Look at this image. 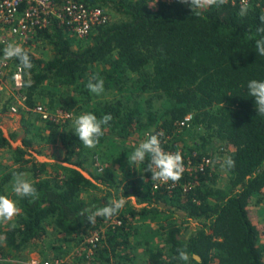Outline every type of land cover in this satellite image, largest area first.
<instances>
[{
  "label": "trees",
  "instance_id": "trees-1",
  "mask_svg": "<svg viewBox=\"0 0 264 264\" xmlns=\"http://www.w3.org/2000/svg\"><path fill=\"white\" fill-rule=\"evenodd\" d=\"M81 1L106 11L107 7L111 8L124 18L97 26L93 40L81 46L74 45L67 24L51 19L38 36L51 46L52 57L43 59L26 50L32 64L31 68L22 66L28 94H35L47 80L77 91L83 99L82 105L77 100L73 102L77 110L85 106L98 118L105 114L113 117L103 126L105 134L107 126L128 130L140 111H131L121 100L116 102L121 109L93 106L87 83L98 75L105 85L117 84L125 90L127 80H132V86L141 94L151 91L152 95L165 97L170 102L160 127L176 133L175 122L193 113V124L214 133L235 161V167L229 169L226 187L216 185V172H207L200 174L199 183L189 192H183L181 186H174L168 192L164 186L153 188L146 159L143 166L149 179L142 187L136 181H129L124 185L123 194L137 196L140 202L156 206L148 209L125 205L119 212L123 224L105 233L99 258L123 254L124 260L130 259L132 236L140 233V224L151 217H162L165 224L159 230L166 233L168 252L146 245L148 264H264L260 243L264 230L255 222L257 211L254 209L260 195H264V116L256 112L254 98L249 96L247 87L253 79L264 81V56H259L255 47L256 39L264 35L257 31L264 26L260 20L264 15V0H250L249 12L244 17L239 15V0L208 7L199 15H194L190 6L180 0ZM154 116L150 114L148 121ZM52 122H48L49 126L58 128ZM125 134L128 138L129 133ZM59 139L66 149L64 161L70 166L40 161L27 156L24 147H15L19 166L6 180L15 172H33L37 196L18 197L21 212L16 224L0 229L3 252L20 251L44 241L51 224L71 239L76 235L80 239L107 221L97 217L94 223L87 222L89 213L85 209L92 205L102 207L109 201H89L82 194L86 189L97 188V183L109 181L111 187L115 178L110 173L106 177L94 175L95 183L83 174L80 168L86 159H82L85 146L74 129L63 130ZM205 144L207 141L203 140L195 147L202 148ZM6 145H11L10 141L0 128V147ZM178 147L174 141L172 148ZM205 178L213 184L204 182ZM175 210H182L186 218L201 223L188 238L182 234L184 222L173 218ZM181 248L194 254L190 261L179 260Z\"/></svg>",
  "mask_w": 264,
  "mask_h": 264
},
{
  "label": "rangeland",
  "instance_id": "rangeland-1",
  "mask_svg": "<svg viewBox=\"0 0 264 264\" xmlns=\"http://www.w3.org/2000/svg\"><path fill=\"white\" fill-rule=\"evenodd\" d=\"M107 9L110 23L123 20V15L111 8L107 7ZM94 34L95 30L84 38H79L72 33H70V37L74 45L81 46L91 42ZM32 50V52L36 53L37 57L43 59H49L53 55L51 46L47 42H44V40L36 42L34 46L32 45ZM114 57H116L115 54ZM96 69L101 70L98 67ZM4 81L9 88L4 87L0 90V128L3 130L4 135L10 141L11 145L0 147V194L9 196V193L6 194L5 192L6 176L9 175L14 166L15 168L19 166L14 151L15 147H24L27 156L36 157V159L40 161L70 166L72 164L64 161L66 149L60 142V134L65 129L72 128L75 130L73 121L79 115L91 111L86 110L85 106L77 110V105L72 104L77 100V103L82 105L81 102L83 99H81V95L77 91H72L63 85L55 83L53 80L45 81L32 96L28 94L27 90L25 91V93L28 94L27 105L29 107V109H26L19 105L20 100L18 98H13L15 93L11 89L10 79L7 77ZM127 84V89L123 90V87L119 88L117 84L109 85L108 82L109 86L105 85L104 92L99 96L89 91L91 95L90 103L93 106L98 105L100 107H105L109 105L114 108L120 107L121 109V105H116L117 100H121L123 104L126 103L128 105L131 111L139 110L140 112H137L135 120L129 124L128 130L122 131L118 127L111 128L107 126V129H105L106 133L102 136L103 141L95 148H86L89 149L90 152H93L91 156L86 155L88 157L89 167L93 169L97 176L106 177L107 173H110V175L115 178V186L113 185L114 187H110L111 189H107V187H109V181L108 184L102 183L105 188H97L99 189L98 194L101 197L108 199V201L113 198L125 197L127 199L126 205L131 204L136 208L144 206L148 207V209H152L156 206L155 204L140 202L137 196L129 198L123 194L124 185L129 181H136V184L142 187L144 182L149 179L148 176L145 175L144 164L138 166L134 165L132 167L128 163V155H130L135 147L144 141L148 135L151 133H164V135H160L161 137L159 138L161 143H165L166 146L167 144L171 145L167 146L168 149L172 148L175 141V144L179 145V147L188 150L193 147V150H196L200 154L210 153L213 157L221 161H223V158L229 156V149L223 146L224 151H220L222 148L220 139L216 138L214 133H209L210 130H206L200 125H194L193 121L187 127L177 128L178 132L176 133L166 131L164 127H160V125H162L164 120V111L170 107V102L165 97L156 94L152 95L151 91L141 94L132 86V80H127ZM121 89L122 91H120ZM129 94L133 95V97L129 96ZM37 104L44 105L54 114L63 111L72 113L73 116L67 119H62L61 117L60 121H54L55 124L59 125L58 128L56 126L51 127L48 122L52 121L43 120L41 116L34 111V107ZM138 104L140 107L137 106ZM12 105L18 106L19 110L13 112L11 110ZM69 107H71V110L68 109ZM120 113H122V111ZM150 114H155V116L151 118V121H148ZM158 127L161 129L156 131ZM125 133H129L128 138L123 136L126 135ZM203 140L207 141L205 147H194L196 143ZM25 141H27L28 144H25ZM123 149H127V153L124 156ZM87 157L85 160H87ZM75 159L77 158H74V160ZM213 170L218 174L216 185L226 187L230 178L229 169L221 168L217 170V167H215ZM49 173L51 174L53 172L50 171ZM187 177L188 174L183 173L182 178L178 182H170L176 187L183 186L182 188H184L186 185L185 179ZM149 181L154 186L155 181ZM204 182L213 184L211 180H207V178L204 179ZM165 184L169 185L168 182ZM260 196L257 203L254 205L257 214L260 208L259 205L264 202V195ZM175 211L176 215L173 216V218L184 222L182 224V234L188 238L200 227L201 223L199 220L186 218V213L182 210ZM117 215L120 216L119 213ZM17 217L18 216L14 217L12 221L0 223V229L16 224ZM161 218L162 217L158 219L156 217H151L148 221H143L140 224V233L132 236L130 245L131 256L128 260L123 259V254L114 255L109 259L104 257L99 258L100 251L104 247L105 241L99 245L96 251L91 253L84 239H79V235H76L75 239H71V237L66 234L67 236H64L65 238L62 237L60 239L57 233L50 231L47 238H45L40 245L30 244L19 252L4 251V256L8 259L4 264H31L30 262L34 258L49 260L57 264H148L146 245L159 248L163 252H168L169 245L166 242V233L159 230L160 226L165 224ZM156 230L160 233H154ZM50 233L53 238H55L51 240V242L57 244V246L53 244L50 245L48 244L49 242L45 243ZM61 253L63 255L59 256Z\"/></svg>",
  "mask_w": 264,
  "mask_h": 264
},
{
  "label": "built area",
  "instance_id": "built-area-1",
  "mask_svg": "<svg viewBox=\"0 0 264 264\" xmlns=\"http://www.w3.org/2000/svg\"><path fill=\"white\" fill-rule=\"evenodd\" d=\"M229 1V0H228ZM235 3V0H231ZM250 1V0H249ZM240 2V0H239ZM109 14L105 8L97 5L86 4L81 0H0V90L4 87L9 88L5 84V78L10 79L11 89L14 91V99L18 98L19 105L29 109L28 94L25 93L26 78L22 65L17 63L14 59H3V49L8 43H17L25 50L33 51L32 45L36 42H41L38 33L45 29L51 19H58L62 23L68 25L70 31L79 38L89 36L97 26L109 22ZM34 53V52H33ZM36 55V53H34ZM11 110L16 112L19 107L12 105ZM41 118L45 121H60L62 119L71 118L72 113L60 111L54 114L49 111L44 105L37 104L34 107ZM193 121V113H188L183 119L175 122L177 128H184L189 126ZM157 134V133H151ZM164 135V133H162ZM172 136L171 134H168ZM161 137V136H160ZM161 146L167 152H181L184 158V173L188 174L185 179V186L183 192H189L192 187L198 183L200 174L215 172L213 169H221V160L213 157L210 153L200 154L193 147L190 152H185L186 149L182 147L169 148L165 145ZM195 147V146H194ZM220 151H224L221 145ZM197 148V147H195ZM154 189L165 187L171 192L173 185L170 181L169 185L159 181L154 182ZM183 187V186H182ZM123 224L120 216L115 215L112 218H107L105 225L101 228L93 229L89 233L83 235L89 251L93 253L96 251L105 240V233L111 229H116ZM4 252L0 242V264H4L8 260L4 256ZM31 264H57L49 260H39L34 258Z\"/></svg>",
  "mask_w": 264,
  "mask_h": 264
},
{
  "label": "clouds",
  "instance_id": "clouds-1",
  "mask_svg": "<svg viewBox=\"0 0 264 264\" xmlns=\"http://www.w3.org/2000/svg\"><path fill=\"white\" fill-rule=\"evenodd\" d=\"M181 3L188 4L194 13L199 15L201 10L211 6H222L228 3V0H180ZM250 9L249 0H240L239 15L244 17ZM262 25H264V15L260 16ZM264 34V26L257 29ZM256 52L259 56H264V35H261L255 41ZM3 59H17L25 68H31V59L29 53L17 43H8L3 49ZM105 82L98 75L93 76L87 83V89L99 96L104 92ZM249 96L254 98L255 110L258 115L264 116V81L251 80L248 82ZM113 117L111 114H105L98 118L94 113L88 112L79 115L74 121L75 134L80 142L87 148H95L100 143V138L104 135L103 126L107 125ZM160 135L162 133L150 134L128 155L130 166L143 164L148 161L147 172H151L152 181L167 183L169 181L178 182L185 171L184 158L181 152H167L161 146ZM235 167V161L230 157L223 158L221 168L231 169ZM27 174L23 172L13 173L12 191L16 197H36L37 189L34 184L28 180ZM129 198L133 196H128ZM125 197L113 198L105 206L91 207L84 211L89 213L87 222L94 223L97 217L112 218L117 215L126 205ZM21 212L18 206V200L10 198L8 195L0 194V223L9 222L18 216ZM83 214V213H82ZM186 248L178 249V258L183 262L190 261L191 256Z\"/></svg>",
  "mask_w": 264,
  "mask_h": 264
},
{
  "label": "crops",
  "instance_id": "crops-1",
  "mask_svg": "<svg viewBox=\"0 0 264 264\" xmlns=\"http://www.w3.org/2000/svg\"><path fill=\"white\" fill-rule=\"evenodd\" d=\"M87 147H85V148H83V152L82 153H84V156H82V159L84 160L85 158H86V154L88 155V156H91V154L93 153V152H90L89 151V149H86ZM122 152V151H121ZM127 153V149H123V156L125 155ZM15 169V166L13 167V170ZM80 170L83 172V174L86 176V177H88V178H90L91 180H94L95 181V179L93 178L94 177V175H96L95 173H94V171H93V169L92 168H90L89 167V163H88V157H87V160H85V162H84V167L83 168H80ZM23 173H26L27 174V179L28 180H30L31 182L32 181H34V179H35V174L33 173V172H31V171H28V170H25V171H23ZM12 179H13V175H11L10 177H9V179L8 180H6L5 181V192H6V194H8L9 193V197L10 198H12V199H16V200H18V197H16L15 195H14V193H13V191H12ZM95 183H97V181H95ZM115 186V185H114ZM114 186H111V187H114ZM99 187H101V188H105L102 184L100 185V184H98L97 183V188H99ZM97 188H89V189H86V190H84L83 191V197H85L87 200H89V201H95V202H101V203H103V201H104V199H106V198H103V197H101L99 194H98V192H99V189H97ZM107 189H111L110 188V185H109V187H107ZM98 196V197H97ZM102 199V200H101ZM107 201H108V199H106ZM256 201V200H255ZM19 206V205H18ZM260 208H259V210H258V214H257V216L255 217V222L258 224V225H260L262 228H263V230H264V202L263 203H261L260 205ZM15 222V221H14ZM15 225V224H14ZM54 232V233H57L58 234V236H59V238L61 239L62 237L63 238H65L64 236H67L66 235V233H64V232H62V230L59 228V227H57L55 224H51V226H50V229H49V232ZM55 238H53V236L51 235V233H50V235H49V238H48V240L47 241H45V243H47V242H49L48 244H53V242H51V240H54ZM40 243H42V241L41 242H39V243H37V244H39L40 245ZM260 243H261V245H262V247H263V252H264V233L262 234V236H260ZM54 246H57V244H53ZM34 246H36V245H34ZM30 247V246H29ZM28 247V248H29ZM19 252V251H18ZM63 254L61 253V254H59V256H62ZM68 261V260H67Z\"/></svg>",
  "mask_w": 264,
  "mask_h": 264
},
{
  "label": "water",
  "instance_id": "water-1",
  "mask_svg": "<svg viewBox=\"0 0 264 264\" xmlns=\"http://www.w3.org/2000/svg\"><path fill=\"white\" fill-rule=\"evenodd\" d=\"M196 259L200 260V257L198 255H195Z\"/></svg>",
  "mask_w": 264,
  "mask_h": 264
}]
</instances>
